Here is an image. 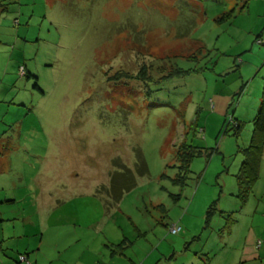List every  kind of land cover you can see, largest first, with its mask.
I'll return each mask as SVG.
<instances>
[{
  "label": "rangeland",
  "instance_id": "1",
  "mask_svg": "<svg viewBox=\"0 0 264 264\" xmlns=\"http://www.w3.org/2000/svg\"><path fill=\"white\" fill-rule=\"evenodd\" d=\"M237 1L0 0V264L43 231L106 264L258 263L242 255L264 244V142L245 200L237 174L264 14L218 22Z\"/></svg>",
  "mask_w": 264,
  "mask_h": 264
},
{
  "label": "crops",
  "instance_id": "2",
  "mask_svg": "<svg viewBox=\"0 0 264 264\" xmlns=\"http://www.w3.org/2000/svg\"><path fill=\"white\" fill-rule=\"evenodd\" d=\"M237 2L238 3L236 4V7H232L227 11H232V15L226 20L235 19L240 15H250L254 5L257 7L255 11L257 16H260L259 14H264V0H239ZM252 28V30H258L257 36L261 38L260 36L264 34V25L262 23H259L252 26ZM49 229L51 228L49 227L48 230ZM59 229L60 225L53 226L51 233L54 234L56 230ZM23 234L26 236L24 231ZM0 239L4 240L5 237L1 236ZM255 239L256 237L254 234H251V238L249 237L245 239V244L249 245L250 243V246L244 251L242 258L254 262L258 260L257 264H264V244L262 242L260 243L259 240H256L255 242ZM81 240V236H77L73 239H70L69 241H62L60 237L58 238L57 242H54L55 249H52L50 240L46 238L43 231L40 239L36 243L37 247H32L31 243L29 242L30 240L24 243L25 253H20V255L25 254L29 262L22 260L23 262L17 261L13 263L2 258V264H106L103 258V253L99 252L92 254V256L88 255L89 253L87 251V245L85 247H82V245L79 244L81 243ZM73 245L75 247L74 249H72ZM116 250L117 249H115V251ZM115 254L116 256L119 255L117 253H114V255ZM124 259L128 260L130 258L126 255L123 256V254H121L119 259L115 260L117 262L115 264H124ZM129 263L136 264V262L132 261V259L129 260Z\"/></svg>",
  "mask_w": 264,
  "mask_h": 264
},
{
  "label": "trees",
  "instance_id": "3",
  "mask_svg": "<svg viewBox=\"0 0 264 264\" xmlns=\"http://www.w3.org/2000/svg\"><path fill=\"white\" fill-rule=\"evenodd\" d=\"M231 15H232V11L224 13L222 16L217 18V21L220 22L222 20H226ZM152 67L153 66H151L150 64H142V66H140L141 73L146 74V71L147 70L149 71ZM24 68H25V73L27 74L26 67ZM169 72L170 71L168 70L166 75H163V76L166 77L167 74L169 76ZM35 85L37 86V84ZM241 125H242L241 122L238 120L236 123V127L238 130L240 129ZM253 126H254V129H253L251 143H250V148H252V150H250L249 148V151L252 157L242 162L240 171L237 174V185L239 188V196H241L243 200H245L246 197L248 196L249 191L251 190V187L255 184L256 179L258 177L259 159L262 154L263 142H264V104L258 110L256 116L254 117ZM138 157H139L138 163H140L142 166L145 165L142 159L140 158V156ZM117 165L122 166L123 170L126 168L124 164L117 163ZM131 182L132 181L130 180L129 183ZM121 193L122 191L116 192L113 194L114 195L113 197L118 198L120 197Z\"/></svg>",
  "mask_w": 264,
  "mask_h": 264
},
{
  "label": "built area",
  "instance_id": "4",
  "mask_svg": "<svg viewBox=\"0 0 264 264\" xmlns=\"http://www.w3.org/2000/svg\"><path fill=\"white\" fill-rule=\"evenodd\" d=\"M258 42L259 43H263L264 42V39L259 38ZM20 73H21V75L25 74V68H24V66H21ZM181 229H182V227L179 224H175L174 223V224H171L170 225V231L172 233H178V232L181 231ZM20 257H21V260H24V261L26 260L27 262H29V260H28V258L26 256L21 255Z\"/></svg>",
  "mask_w": 264,
  "mask_h": 264
}]
</instances>
